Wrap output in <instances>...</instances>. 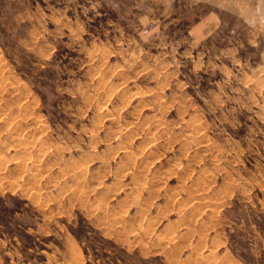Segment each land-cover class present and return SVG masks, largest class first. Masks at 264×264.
Returning a JSON list of instances; mask_svg holds the SVG:
<instances>
[{"label":"rangeland","instance_id":"obj_1","mask_svg":"<svg viewBox=\"0 0 264 264\" xmlns=\"http://www.w3.org/2000/svg\"><path fill=\"white\" fill-rule=\"evenodd\" d=\"M0 63V264H264V0H0Z\"/></svg>","mask_w":264,"mask_h":264},{"label":"bare ground","instance_id":"obj_2","mask_svg":"<svg viewBox=\"0 0 264 264\" xmlns=\"http://www.w3.org/2000/svg\"><path fill=\"white\" fill-rule=\"evenodd\" d=\"M1 64V63H0ZM6 68V67H5ZM3 71H4V69H3ZM148 71V70H147ZM3 74H4V72H3ZM95 77V76H94ZM4 79V78H3ZM128 80V79H127ZM4 84V83H3ZM126 84V83H125ZM2 85V84H1ZM123 86V85H122ZM121 86V87H122ZM18 87H20V86H18ZM1 89V88H0ZM25 90V89H24ZM1 91V90H0ZM10 91V90H9ZM14 91V90H13ZM26 91V90H25ZM8 93H10V92H8ZM16 93V92H15ZM24 93V92H23ZM3 94V93H2ZM24 94H26V93H24ZM105 94V93H104ZM108 95V94H107ZM1 96V95H0ZM3 96V95H2ZM110 96V95H109ZM138 96V95H137ZM20 97V96H19ZM21 98V97H20ZM24 98V97H23ZM22 98V99H23ZM18 99V98H17ZM4 100V99H3ZM26 100H28V99H26ZM108 100V99H107ZM15 101V100H14ZM20 101V100H19ZM18 101V102H19ZM23 102H25V100L23 101ZM23 102H22V104H23ZM35 103H36V101H34ZM108 102V101H107ZM30 103V102H29ZM6 104V103H5ZM16 104V103H15ZM11 105V104H10ZM35 105V104H34ZM105 105V104H104ZM21 106V105H20ZM2 107V106H1ZM16 107V106H15ZM29 107V106H28ZM106 107V106H105ZM20 109V108H19ZM27 109H30V108H27ZM26 109V110H27ZM100 109H103V108H100ZM120 109V108H119ZM26 110H24V111H26ZM104 110H105V108H104ZM2 111H3V109H2ZM14 111V110H13ZM17 111V110H16ZM30 111V110H29ZM28 110L26 111L27 113L29 112ZM106 111V110H105ZM119 111L120 110H118V113H119ZM1 112V111H0ZM102 112H104V111H102ZM25 113V112H24ZM30 113V112H29ZM29 113H28V115H29ZM37 113V112H36ZM19 114V113H18ZM39 114V113H38ZM23 115V114H22ZM27 115V114H26ZM26 115H24L25 117H26ZM32 115H33V113H32ZM87 115V114H86ZM105 115V114H104ZM30 116V115H29ZM107 116H109V115H107ZM2 117V116H1ZM104 117H106V115L104 116ZM18 118V117H17ZM41 118H43V117H41ZM108 118V120L111 122V123H113L114 125H116V123H118L117 122V120H118V118H117V116L116 117H114L113 115H111L110 117H107ZM2 119V118H1ZM12 119V118H11ZM14 119V118H13ZM16 119V118H15ZM106 119V118H105ZM104 119V120H105ZM193 119V118H192ZM34 120V119H33ZM1 121V120H0ZM6 121V120H5ZM8 121V120H7ZM12 121V120H11ZM22 121H24V120H22ZM103 121V120H102ZM38 122H40L39 120H38ZM1 123V122H0ZM4 123V122H3ZM6 123H9V121L8 122H6ZM23 123V122H22ZM25 123V122H24ZM34 123V122H33ZM44 123H45V121H44ZM43 123V124H44ZM104 123V122H103ZM194 123V122H193ZM21 124V123H20ZM32 124V123H31ZM37 124V123H36ZM8 125V124H7ZM24 125V124H23ZM38 125V124H37ZM10 126V125H9ZM15 126V125H14ZM13 126V127H14ZM18 126V125H17ZM20 126V125H19ZM130 127V126H129ZM7 128H9V127H7ZM26 128V127H25ZM28 128H30V127H28ZM37 128V127H36ZM15 129V128H14ZM22 129V128H21ZM24 130V129H23ZM22 130V131H23ZM47 130V129H46ZM49 130V129H48ZM202 130V129H201ZM200 130V131H201ZM14 131V130H13ZM19 131V130H18ZM25 131V130H24ZM37 132V131H36ZM31 133V132H30ZM45 133V132H44ZM37 134H38V132H37ZM31 135V134H30ZM35 135V134H34ZM116 135V134H115ZM165 135V134H164ZM136 136V135H135ZM31 137H32V135H31ZM48 137V136H47ZM134 137V136H133ZM140 137V136H139ZM38 139V138H37ZM34 140V139H33ZM135 140V139H134ZM161 140V139H160ZM34 141H36V140H34ZM46 141L47 140H45L44 141V143H46ZM42 142V141H41ZM48 142V141H47ZM49 143V142H48ZM192 143V142H191ZM186 145V144H185ZM45 147V146H44ZM41 148V147H40ZM46 148H47V146H46ZM144 148V147H143ZM146 149V148H145ZM43 150V149H42ZM200 154V153H199ZM136 156V155H135ZM139 157V156H138ZM163 157V156H162ZM179 164H181V163H179ZM176 166V165H175ZM180 166V165H179ZM178 166V168L179 169H181V167H179ZM131 172V171H130ZM174 172V171H173ZM170 174V170L169 169H166V168H164L163 167V172H162V175L161 176H163L164 178H165V176H167V175H169ZM173 174V173H172ZM175 175V174H174ZM0 181H2V180H0ZM202 182V181H201ZM198 183H199V181H198ZM89 199V198H88ZM98 205V204H97Z\"/></svg>","mask_w":264,"mask_h":264}]
</instances>
